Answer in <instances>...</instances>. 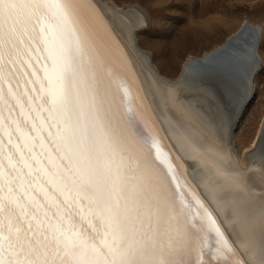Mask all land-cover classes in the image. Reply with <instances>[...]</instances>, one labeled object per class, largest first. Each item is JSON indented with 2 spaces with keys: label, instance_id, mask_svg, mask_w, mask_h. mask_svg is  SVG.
<instances>
[{
  "label": "snow or ice",
  "instance_id": "6c2138e0",
  "mask_svg": "<svg viewBox=\"0 0 264 264\" xmlns=\"http://www.w3.org/2000/svg\"><path fill=\"white\" fill-rule=\"evenodd\" d=\"M78 14L73 0H0V214L8 213L7 232L0 218V264H35L22 255L24 249L14 239L22 230L31 237L34 229L46 230L57 249H63L61 264L64 258L71 264H205V248L215 264H244L198 198L192 213L173 165L161 159L159 144L130 131L121 110L124 96L119 103L109 99L101 76L103 56L78 27ZM223 56V62L209 71L227 86L237 60L230 52ZM7 65L13 72L21 66L18 78L27 81L18 83L22 91L13 90L5 79ZM5 83L15 107L4 95ZM242 83L247 88V81ZM32 113L39 120V126L32 120L34 136L20 126L21 118L29 121ZM45 131L59 155L44 141ZM149 143L157 159L167 164L175 193L164 178L154 176L152 161L142 154ZM73 200L85 201L87 215L100 220L103 234L98 243H90L67 222L65 212H71ZM16 213L23 229L13 228ZM189 214L199 227L197 238L179 228L181 218L186 221ZM194 254L197 258L189 259Z\"/></svg>",
  "mask_w": 264,
  "mask_h": 264
},
{
  "label": "bare ground",
  "instance_id": "6f19581e",
  "mask_svg": "<svg viewBox=\"0 0 264 264\" xmlns=\"http://www.w3.org/2000/svg\"><path fill=\"white\" fill-rule=\"evenodd\" d=\"M73 3L78 6V27L94 50L103 56L101 76L109 99L119 103L124 96L121 110L132 134L149 141L154 139L159 144L161 159L173 165L183 188V198L192 205V213L196 212L195 199L198 198L220 226L236 253L235 258L244 264H264V106L256 127L247 129L246 134L239 137V143L235 141V127L253 99L263 94L260 80L264 65L262 27L243 18L210 46L187 53L179 64L172 65L162 53L167 45L159 46L143 36L152 18L139 5L119 4L116 0H73ZM210 26L211 21H205L202 28ZM202 28L193 27L187 33L178 34L174 45L194 43L203 35ZM37 43L41 54L45 55L43 45L38 40ZM240 47L244 48L243 52L238 51ZM225 52L232 53L237 60L227 86L220 75L209 71L223 62ZM43 62H47L46 59ZM33 66L42 77V70L35 61ZM6 67L5 79L13 90L22 91L17 85L27 81L18 78L17 73L22 75L21 66H17L16 72L12 71L11 65ZM24 70L30 71L26 65ZM243 80L247 81V88ZM44 83L46 85L47 81ZM3 90L15 107L7 83L3 84ZM20 98L26 104L27 98L23 95ZM48 105L49 97L45 94L43 106L47 108ZM15 111L18 114L19 109ZM254 113L255 110L250 109L249 114L253 116ZM43 116L47 120V112ZM32 120L39 126L35 113L31 114V120L21 118L20 121L21 128L30 136H34ZM43 138L53 153L59 155L48 131L43 133ZM35 142L39 144L38 139ZM8 151L14 150L9 147ZM142 154L152 161L154 176L164 178L175 193L167 164L157 159L150 143L143 147ZM61 162L67 167L66 161ZM45 165L48 166L46 160ZM57 199L63 205L59 194ZM85 204L83 200L79 204L73 200L71 212H65V217L90 243H98L103 228L98 218L87 215ZM49 210L55 215L54 207ZM193 214H189L186 221L182 217L179 228L197 238L200 232ZM13 215V228L23 229L18 213ZM7 216V211L0 214L5 221V232L8 231ZM171 224L173 228L177 227L175 219ZM14 239L23 247L22 255L27 254L35 264H61L63 249H57L55 240L46 230L35 232L34 229L31 237L22 230ZM210 239L215 242L214 238ZM196 258L195 254L189 257ZM203 259L205 264H215L207 248ZM63 264L71 262L64 258Z\"/></svg>",
  "mask_w": 264,
  "mask_h": 264
},
{
  "label": "rangeland",
  "instance_id": "374dc122",
  "mask_svg": "<svg viewBox=\"0 0 264 264\" xmlns=\"http://www.w3.org/2000/svg\"><path fill=\"white\" fill-rule=\"evenodd\" d=\"M119 4L134 3L145 9L152 18V23L143 31V36L166 47L164 53L172 65L179 64L190 52H198L223 37L238 22L246 18L262 27L261 49L264 52V0H116ZM205 21H211L209 28H202ZM199 27L203 35L185 45H174L180 33H187L191 28ZM173 45V46H172ZM263 94L256 96L249 110L235 127V141L243 137L247 129L256 127L259 114L264 106V65L260 74ZM261 102L262 105H256ZM257 108V109H255ZM250 109L255 110L252 115Z\"/></svg>",
  "mask_w": 264,
  "mask_h": 264
}]
</instances>
